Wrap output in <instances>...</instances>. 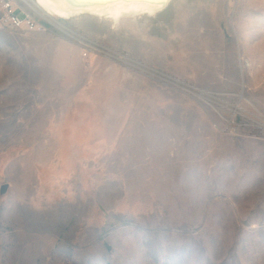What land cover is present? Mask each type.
<instances>
[{
  "label": "rangeland",
  "instance_id": "1",
  "mask_svg": "<svg viewBox=\"0 0 264 264\" xmlns=\"http://www.w3.org/2000/svg\"><path fill=\"white\" fill-rule=\"evenodd\" d=\"M156 13L0 28V264H264V0Z\"/></svg>",
  "mask_w": 264,
  "mask_h": 264
},
{
  "label": "bare ground",
  "instance_id": "2",
  "mask_svg": "<svg viewBox=\"0 0 264 264\" xmlns=\"http://www.w3.org/2000/svg\"><path fill=\"white\" fill-rule=\"evenodd\" d=\"M45 12L52 16L71 18L83 13H92L99 16L119 20L128 14L156 13L164 8L169 0H36ZM157 14V13H156Z\"/></svg>",
  "mask_w": 264,
  "mask_h": 264
},
{
  "label": "built area",
  "instance_id": "3",
  "mask_svg": "<svg viewBox=\"0 0 264 264\" xmlns=\"http://www.w3.org/2000/svg\"><path fill=\"white\" fill-rule=\"evenodd\" d=\"M62 25L60 19L45 12L36 0H0V28L44 30L50 26ZM80 40L85 44L84 55L89 50H106L103 44L88 39ZM110 50V49H109Z\"/></svg>",
  "mask_w": 264,
  "mask_h": 264
},
{
  "label": "water",
  "instance_id": "4",
  "mask_svg": "<svg viewBox=\"0 0 264 264\" xmlns=\"http://www.w3.org/2000/svg\"><path fill=\"white\" fill-rule=\"evenodd\" d=\"M7 188H8V183L3 184L2 187H1L2 193L6 192Z\"/></svg>",
  "mask_w": 264,
  "mask_h": 264
},
{
  "label": "snow or ice",
  "instance_id": "5",
  "mask_svg": "<svg viewBox=\"0 0 264 264\" xmlns=\"http://www.w3.org/2000/svg\"><path fill=\"white\" fill-rule=\"evenodd\" d=\"M70 3L74 2V0H69ZM147 2H156V0H147Z\"/></svg>",
  "mask_w": 264,
  "mask_h": 264
}]
</instances>
